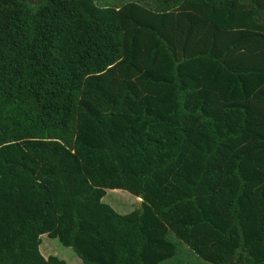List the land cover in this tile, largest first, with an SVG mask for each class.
<instances>
[{
    "label": "trees",
    "instance_id": "16d2710c",
    "mask_svg": "<svg viewBox=\"0 0 264 264\" xmlns=\"http://www.w3.org/2000/svg\"><path fill=\"white\" fill-rule=\"evenodd\" d=\"M43 235L264 264V0H0V264H69Z\"/></svg>",
    "mask_w": 264,
    "mask_h": 264
},
{
    "label": "rangeland",
    "instance_id": "374dc122",
    "mask_svg": "<svg viewBox=\"0 0 264 264\" xmlns=\"http://www.w3.org/2000/svg\"><path fill=\"white\" fill-rule=\"evenodd\" d=\"M107 205L112 206L119 215H127L135 210L136 199L126 192L122 191H108V196L104 201ZM135 204V205H134ZM180 247V252L176 257L177 260L183 258L182 250L185 248L183 244ZM179 245V246H180ZM41 252L45 255H53L58 258L64 259L69 264H83L82 260L75 253L72 248L65 247L57 239L50 238L47 235L42 236V244L40 247ZM193 255V254H192ZM194 256V255H193ZM201 262L200 258H197ZM172 261V260H171ZM169 261V263L171 262ZM186 262L185 260H180ZM204 264H208L203 262ZM187 264V263H182Z\"/></svg>",
    "mask_w": 264,
    "mask_h": 264
},
{
    "label": "crops",
    "instance_id": "0c3cea01",
    "mask_svg": "<svg viewBox=\"0 0 264 264\" xmlns=\"http://www.w3.org/2000/svg\"><path fill=\"white\" fill-rule=\"evenodd\" d=\"M107 196H108V194H107ZM107 196H106V198H107ZM105 198V199H106ZM105 199H104V201H105ZM136 199V198H135ZM135 205V204H134ZM140 205H141V200H139V199H136V205L134 206L135 207V209H138L139 207H140ZM112 207V206H111ZM113 208V207H112ZM114 209V208H113ZM115 210V209H114ZM116 212L118 211V210H115ZM118 213V212H117ZM119 214V213H118ZM48 256H50V255H45V257H48ZM187 257V258H186ZM183 258H186V260L189 258V259H193V260H195V262H193L192 264H203V263H199V261L196 259V257L195 256H193L191 253H189L185 248L183 249ZM183 263H187V264H190V263H188V262H183Z\"/></svg>",
    "mask_w": 264,
    "mask_h": 264
}]
</instances>
